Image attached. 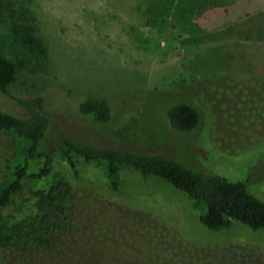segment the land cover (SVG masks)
<instances>
[{
  "label": "rangeland",
  "instance_id": "obj_1",
  "mask_svg": "<svg viewBox=\"0 0 264 264\" xmlns=\"http://www.w3.org/2000/svg\"><path fill=\"white\" fill-rule=\"evenodd\" d=\"M5 1L28 12L46 48L43 69L21 73L24 85L17 89L21 98L45 99L41 110L51 119L46 148L65 134L98 147L165 154L241 181L264 202V0ZM88 94L110 101L107 124L79 113ZM185 101L202 118L195 130L179 133L166 111ZM0 107L24 115L2 90ZM13 152L0 133V181ZM70 170L59 155L53 174L73 184L82 226L95 220L103 227L111 243L106 251L120 256L132 241L147 253L167 246L203 264H264V231L237 221L230 231L212 232L200 223L194 201L160 179L125 169L117 195L100 166L80 161L77 178ZM50 183V177L30 183L18 197L22 207L8 210L13 221L31 215L33 191ZM89 192L99 194L98 204ZM104 198L115 212L138 214L140 222L110 212ZM47 256L3 248L0 264H37Z\"/></svg>",
  "mask_w": 264,
  "mask_h": 264
},
{
  "label": "trees",
  "instance_id": "obj_2",
  "mask_svg": "<svg viewBox=\"0 0 264 264\" xmlns=\"http://www.w3.org/2000/svg\"><path fill=\"white\" fill-rule=\"evenodd\" d=\"M46 59V48L28 12L16 11L9 2L0 0V90L24 113L16 116L0 107V133L7 135L14 151L7 159L8 172L0 181V249L13 248L28 255L48 254L47 259L40 258L37 264H160L163 257L167 264H203L195 256L186 253L182 256L167 246L147 253L132 241L129 245L132 251L124 246L120 256L118 251H106L110 238L103 227L95 220L82 226L73 184L64 176L53 174L59 155L76 178L80 161L100 166L111 194H119L121 172L125 169L136 171L144 179L154 177L166 182L194 201L200 223L212 232L230 231L237 221L255 231H264V202L241 181L190 168L165 154L98 147L65 134L55 138L53 148H46L51 119L41 110L45 99L41 96L24 99L17 92L18 86L24 85L20 74L41 71ZM111 108L106 97L88 94L78 110L92 122L104 125L112 118ZM166 116L169 126L179 133L195 130L202 118L200 110L188 101L170 107ZM49 177L51 183L47 188L33 191L31 215L13 221L8 210L22 207L18 197L29 189L30 183ZM88 195L94 203L101 200L94 192ZM103 202L110 212L130 214L136 218H133L136 224L140 222L135 212L122 208L118 213L108 199ZM153 231L156 230L149 232ZM148 238L151 241L152 237ZM158 243L165 246L164 240Z\"/></svg>",
  "mask_w": 264,
  "mask_h": 264
}]
</instances>
